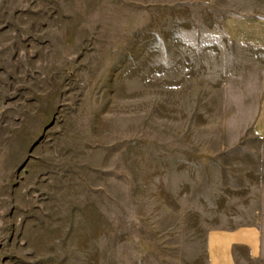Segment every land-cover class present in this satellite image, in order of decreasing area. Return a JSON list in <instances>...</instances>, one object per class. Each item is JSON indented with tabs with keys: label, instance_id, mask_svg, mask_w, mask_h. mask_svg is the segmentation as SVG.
Wrapping results in <instances>:
<instances>
[{
	"label": "rangeland",
	"instance_id": "rangeland-1",
	"mask_svg": "<svg viewBox=\"0 0 264 264\" xmlns=\"http://www.w3.org/2000/svg\"><path fill=\"white\" fill-rule=\"evenodd\" d=\"M264 0H0V264H206L264 229Z\"/></svg>",
	"mask_w": 264,
	"mask_h": 264
},
{
	"label": "crops",
	"instance_id": "crops-1",
	"mask_svg": "<svg viewBox=\"0 0 264 264\" xmlns=\"http://www.w3.org/2000/svg\"><path fill=\"white\" fill-rule=\"evenodd\" d=\"M229 32L235 41L264 49V20L232 19ZM205 258L206 264H264V229L257 224L214 229L206 236Z\"/></svg>",
	"mask_w": 264,
	"mask_h": 264
}]
</instances>
